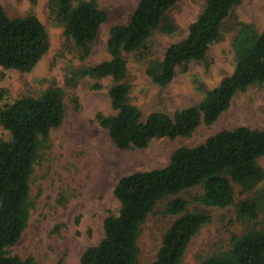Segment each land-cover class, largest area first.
I'll use <instances>...</instances> for the list:
<instances>
[{
	"label": "trees",
	"instance_id": "obj_1",
	"mask_svg": "<svg viewBox=\"0 0 264 264\" xmlns=\"http://www.w3.org/2000/svg\"><path fill=\"white\" fill-rule=\"evenodd\" d=\"M36 1L30 0L32 6ZM178 1L138 0L126 24L109 28L107 59L88 64L106 12L95 0H50V9L81 62L66 77L65 85L89 78L98 88V80L110 78L112 112H99L95 119L120 150L145 148L150 141L163 137H188L201 123L213 124L237 93L264 82V30L237 21L233 71L215 87L204 90L198 103L172 116L153 111L143 118L129 102L125 54L144 47L155 30L174 32L176 25L166 13ZM240 2L205 0L186 36L169 44L161 60H149L146 75L165 86L178 67L185 69L190 62L204 60ZM48 49L47 31L33 10L24 16H11L0 4V68L28 72ZM65 108L64 90L54 83L38 95H23L0 107V125L10 135L0 141V264H43L30 257L8 256L6 250L18 241L27 225L33 166L51 130L61 125ZM263 155L264 128L238 126L222 129L198 145L177 147L162 167L122 176L113 188L118 210L104 218L102 238L84 249L80 263L138 264L141 224L159 202L174 196L165 203L164 213L176 217L163 232L154 260L147 264H181L190 239L210 217L201 209L188 211L185 199L177 195L199 185V202L217 208L234 205L238 220L253 221L264 211V191H255L264 179V169L257 162ZM237 193L243 197L235 204ZM198 264H264V227L254 226L233 235L227 249Z\"/></svg>",
	"mask_w": 264,
	"mask_h": 264
},
{
	"label": "rangeland",
	"instance_id": "obj_2",
	"mask_svg": "<svg viewBox=\"0 0 264 264\" xmlns=\"http://www.w3.org/2000/svg\"><path fill=\"white\" fill-rule=\"evenodd\" d=\"M95 1L107 19L99 27L88 64L107 59L109 28L126 24L138 0ZM204 3L205 0H179L166 13L176 30H155L144 47L125 54L129 102L141 111L143 118L153 111L172 116L175 111L198 103L204 90L215 87L233 71L232 42L237 21L264 30V0H241L225 20L220 38L210 45L204 60L190 62L185 69L178 67L165 86L154 83L145 72L149 60H161L169 44L186 36ZM0 4L11 16H24L33 10L49 38L47 53L30 71L0 68V107L23 95H38L53 83L63 88L66 102L61 125L51 130L34 163L28 222L18 241L6 250L8 256L30 257L43 264H81L84 249L102 238L104 218L118 210L113 188L122 176L162 167L177 147L198 145L222 129L264 128L263 82L237 93L213 124L201 123L188 137H163L150 141L145 148L120 150L95 119L99 112H112L108 98L110 78L98 80V88L93 86L95 80L89 78L65 85L66 77L81 62L73 42L64 36L62 24L50 9V0H37L34 6L30 0H0ZM9 138L8 131L0 125V141ZM257 162L264 169V155ZM260 190L264 191V179L255 191ZM200 192L197 185L177 195L185 199L188 211L201 209L210 217L190 239L181 264H198L227 249L233 235L254 226L264 227V211L253 221L238 220L234 205L205 206L197 200ZM173 197L159 202L141 224L138 264L154 260L163 232L176 217L164 213L165 203ZM242 197L237 193L235 204Z\"/></svg>",
	"mask_w": 264,
	"mask_h": 264
}]
</instances>
